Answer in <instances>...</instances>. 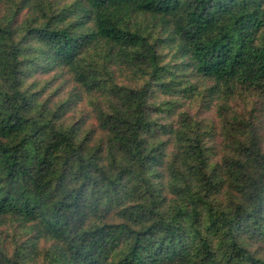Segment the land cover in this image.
<instances>
[{
    "label": "trees",
    "instance_id": "trees-1",
    "mask_svg": "<svg viewBox=\"0 0 264 264\" xmlns=\"http://www.w3.org/2000/svg\"><path fill=\"white\" fill-rule=\"evenodd\" d=\"M1 1L0 223L23 234L0 231V264H264L252 118L231 106L251 129L217 161L210 124L152 100L259 108L264 0ZM84 96L95 115L70 116Z\"/></svg>",
    "mask_w": 264,
    "mask_h": 264
},
{
    "label": "rangeland",
    "instance_id": "rangeland-1",
    "mask_svg": "<svg viewBox=\"0 0 264 264\" xmlns=\"http://www.w3.org/2000/svg\"><path fill=\"white\" fill-rule=\"evenodd\" d=\"M59 1H65V0H59ZM5 3L0 0V15L4 14L6 12L5 10ZM168 49H166L167 51ZM36 77V76H35ZM35 77H31L29 79V82L34 83ZM38 81L43 80L42 75L38 74L37 76ZM74 79V78H73ZM171 78H169L170 80ZM63 84L62 82H57V85L61 87ZM72 79L69 80L68 84H63V86L66 87V90L62 91V93H59L60 95L57 98H65V96L68 94V88L72 87ZM41 86V84H40ZM178 85L177 87H179ZM186 84L182 82L181 88L185 87ZM58 87V88H59ZM60 89V88H59ZM58 89V90H59ZM188 92L182 94V93H176L175 95L169 94L164 92V89L160 86L156 85V89H154V96L152 97V100L157 102V104H161V102H165L169 99L172 100L171 107L172 110L170 113L172 115H169L168 111L166 110L163 113V120L170 122H176L179 119V115L184 111H189L190 114H192L195 119L197 120H203L204 123L210 124L209 128L212 131L210 137H208L209 145L211 146V150H213V159L219 160L222 157V154L230 149V144L226 145V142L230 141L231 135L236 132V136L238 138L243 137V134L247 135L248 131L251 129V126L248 124L247 127H244L243 125H238L237 128H232V125L229 123V120L232 119L235 116V110L231 109V106H235L238 110V112L241 114V117L252 118L247 119L249 122H252L253 126L257 129V134L260 136L262 135L264 137V100L262 101L259 108L255 109V105L257 103V97L255 96H237L233 100H231L226 108V115L222 119L218 115L217 106H212L210 109H204L203 106V98L200 93L193 94L191 98L187 97ZM218 102V101H217ZM94 106L91 104L88 97L84 96L83 100L77 103L76 109L74 112L70 113V116L75 117L80 114L86 113L89 116L95 115ZM251 112V113H250ZM254 116L255 118H253ZM237 130V131H236ZM0 231L2 234V239H8V241H13L14 237L21 236L23 234V228L20 226L19 223L13 222V224L10 223H0Z\"/></svg>",
    "mask_w": 264,
    "mask_h": 264
}]
</instances>
